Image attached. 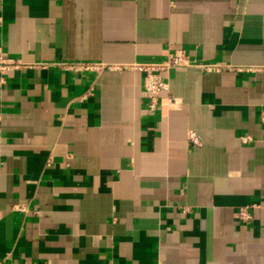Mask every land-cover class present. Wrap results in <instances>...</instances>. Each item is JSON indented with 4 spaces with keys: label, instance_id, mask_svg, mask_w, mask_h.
<instances>
[{
    "label": "crops",
    "instance_id": "0c3cea01",
    "mask_svg": "<svg viewBox=\"0 0 264 264\" xmlns=\"http://www.w3.org/2000/svg\"><path fill=\"white\" fill-rule=\"evenodd\" d=\"M0 50V264H264V0H0Z\"/></svg>",
    "mask_w": 264,
    "mask_h": 264
},
{
    "label": "built area",
    "instance_id": "2783aa9c",
    "mask_svg": "<svg viewBox=\"0 0 264 264\" xmlns=\"http://www.w3.org/2000/svg\"><path fill=\"white\" fill-rule=\"evenodd\" d=\"M24 63L17 58H13L5 54L0 50V75L4 76L5 72L9 69L19 68ZM107 65L103 63H67L66 67L71 70H91V71H100L104 69ZM110 69H121L120 65L107 66ZM125 68H136L144 73L143 85L145 90L148 93V106L152 110H156L162 103L163 98L161 94L164 90L168 89V83L163 77V73L169 72L172 69L180 68H197L202 71H212L219 70L223 67L220 63L213 62H201L194 58H191L187 51L184 49H178L171 54L168 58L162 61H148L141 63H134L124 66ZM3 78V77H2ZM193 134L191 137L193 139ZM246 140L248 138H245ZM195 140V139H193ZM14 208L19 211H28L26 203H17L14 205ZM37 213V212H36ZM238 217L242 220L251 219V215L248 212L247 207H241L238 210ZM1 263V260H0Z\"/></svg>",
    "mask_w": 264,
    "mask_h": 264
}]
</instances>
